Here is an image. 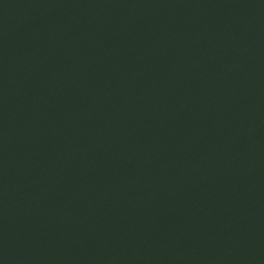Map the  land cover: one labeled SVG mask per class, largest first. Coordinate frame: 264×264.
<instances>
[{
  "label": "water",
  "instance_id": "obj_1",
  "mask_svg": "<svg viewBox=\"0 0 264 264\" xmlns=\"http://www.w3.org/2000/svg\"><path fill=\"white\" fill-rule=\"evenodd\" d=\"M0 264H264V0H0Z\"/></svg>",
  "mask_w": 264,
  "mask_h": 264
}]
</instances>
